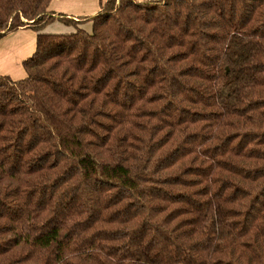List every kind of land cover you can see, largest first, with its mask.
<instances>
[{"label":"trees","instance_id":"16d2710c","mask_svg":"<svg viewBox=\"0 0 264 264\" xmlns=\"http://www.w3.org/2000/svg\"><path fill=\"white\" fill-rule=\"evenodd\" d=\"M0 0V264H264V0ZM58 23L65 31L51 32Z\"/></svg>","mask_w":264,"mask_h":264},{"label":"crops","instance_id":"0c3cea01","mask_svg":"<svg viewBox=\"0 0 264 264\" xmlns=\"http://www.w3.org/2000/svg\"><path fill=\"white\" fill-rule=\"evenodd\" d=\"M99 1L100 0H51L48 10L56 13L66 14L67 16H71L73 18L82 17V16L89 17L96 14L97 11L99 10ZM135 1L142 2V1H151V0H135ZM50 26L47 27V31H50L49 30ZM56 30H57L56 32L65 31V27L58 24ZM11 35H12V39H14L12 40V42H10L12 44H7L4 50L0 51V54L1 52L4 53L7 52L6 50L9 49L11 50L9 53H10V59L13 62L9 60L8 61L9 63L6 64L10 66L9 68H11L13 63L17 64L19 62L21 67L10 69L8 71V76H10L11 78L13 77L12 79H21L24 77L22 62L24 61L25 58L30 56L34 50L35 34L29 30H20ZM20 36L23 38H20ZM24 38H28V39L24 42L23 41ZM1 42L2 40H0V43ZM25 53H27L26 57H23V59H21L20 61H16L17 58L22 57L23 56L22 54ZM9 74H11L12 76Z\"/></svg>","mask_w":264,"mask_h":264},{"label":"rangeland","instance_id":"374dc122","mask_svg":"<svg viewBox=\"0 0 264 264\" xmlns=\"http://www.w3.org/2000/svg\"><path fill=\"white\" fill-rule=\"evenodd\" d=\"M82 17H85V16H82ZM56 27H58V24L57 23L51 25L50 28H49V30L51 32L57 31L56 30ZM20 38H23V37L20 36ZM27 39L28 38H24L23 41L25 42ZM12 40H14V39H12V35L6 37L5 39H2V42L0 43V51H3L4 48H5V46L7 44H12V43H10V42H12ZM6 51L7 52H5V53L4 52H1V54H0L1 55V57H0V75H4V74H7L8 75V71L10 69H12V68L15 69V68H20L21 67L20 63L18 62L17 64L13 63V65L11 66V68H9L10 66L8 64H6V63H9L8 62L9 60L11 61V59H10V53H9L11 50L9 49V50H6ZM26 54L27 53L22 54L23 56L20 57V58H17L16 61H20L21 59H23V57H26ZM1 60H2V62H1ZM11 62H13V61H11ZM9 75H11V74H9Z\"/></svg>","mask_w":264,"mask_h":264}]
</instances>
